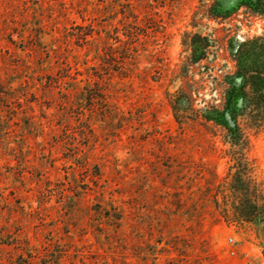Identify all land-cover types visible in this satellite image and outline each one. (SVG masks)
<instances>
[{
  "label": "rangeland",
  "instance_id": "1",
  "mask_svg": "<svg viewBox=\"0 0 264 264\" xmlns=\"http://www.w3.org/2000/svg\"><path fill=\"white\" fill-rule=\"evenodd\" d=\"M246 3L0 0V264H264V45L231 55L264 34ZM127 24L139 36L124 44ZM193 35L226 45L219 62L248 95L239 198L217 187L237 184L221 130L180 131L166 95ZM209 52L191 75L205 100ZM253 201L248 221L221 218Z\"/></svg>",
  "mask_w": 264,
  "mask_h": 264
},
{
  "label": "trees",
  "instance_id": "2",
  "mask_svg": "<svg viewBox=\"0 0 264 264\" xmlns=\"http://www.w3.org/2000/svg\"><path fill=\"white\" fill-rule=\"evenodd\" d=\"M248 5H252L253 10L261 12V8H264L263 0H255L256 4H252L251 0H246ZM217 6L212 4L210 8L206 9L207 18L210 20H223V15L220 11L212 8ZM128 30L124 31L123 36L127 38L128 42L138 40V28L134 25L127 24ZM92 37V32L83 34L80 40L83 43H90L86 38ZM194 37L200 41L197 43ZM193 39H190L185 44L187 55L182 61L179 68V72L176 75L180 82V87L174 93H167L168 102L172 111L174 122L176 123L180 131L187 129L202 128L204 130H211L214 127L221 130L223 133V139L230 144L229 157L233 164L229 167V174L231 178L238 184L236 186L225 183L224 185H218L217 187H224L226 190H233L235 195L239 198L242 193H247L250 190V180L247 182L243 179V176L248 177L250 172L248 163L244 151L248 148V138L241 131L238 124V117L242 112L249 109L248 95L245 91H239L236 87V75L228 69L227 66L221 65L219 61L223 60L222 55L219 52L226 53V45L221 40H211L208 37H198L193 35ZM116 42H122L117 39ZM232 42V40H231ZM258 45L262 47L264 45V34L252 41L243 42L238 44L234 53L231 55L236 60L241 59L246 53L245 48L248 45ZM210 44H213L212 46ZM232 44V43H231ZM210 48L214 49L213 61L206 64V70H208L209 76V99L205 100L200 96L204 88V80H194L193 74L197 71V67L202 62L208 60L210 54ZM128 52V50H126ZM135 53V51H133ZM127 55L132 56L130 53ZM202 68V67H200ZM203 78V75H202ZM241 100V105H239ZM254 100V99H253ZM199 102V103H197ZM256 104H258L257 112L253 115V125L259 129L264 126V92L257 96ZM200 104V106H199ZM231 170L234 172L231 175ZM250 211H245L242 204L234 205L233 211L224 207L222 209L221 218L224 221H240L246 222L254 215L256 206L253 203L249 205Z\"/></svg>",
  "mask_w": 264,
  "mask_h": 264
},
{
  "label": "built area",
  "instance_id": "3",
  "mask_svg": "<svg viewBox=\"0 0 264 264\" xmlns=\"http://www.w3.org/2000/svg\"><path fill=\"white\" fill-rule=\"evenodd\" d=\"M248 264H250V263H248Z\"/></svg>",
  "mask_w": 264,
  "mask_h": 264
}]
</instances>
